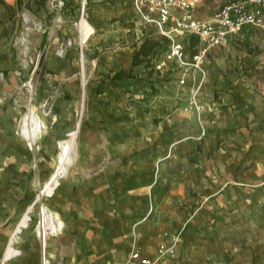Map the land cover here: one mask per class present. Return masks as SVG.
<instances>
[{
    "label": "rangeland",
    "instance_id": "obj_1",
    "mask_svg": "<svg viewBox=\"0 0 264 264\" xmlns=\"http://www.w3.org/2000/svg\"><path fill=\"white\" fill-rule=\"evenodd\" d=\"M59 1L22 0L0 41V264L29 208L6 264H124L128 239L152 264H264V51L215 57L191 109L199 78L172 94L146 61L132 66L159 37L131 0ZM232 1L203 0L198 15ZM31 112L44 126L35 141L22 129ZM78 123L74 160L45 193L57 142ZM43 210L63 223L45 240Z\"/></svg>",
    "mask_w": 264,
    "mask_h": 264
},
{
    "label": "built area",
    "instance_id": "obj_2",
    "mask_svg": "<svg viewBox=\"0 0 264 264\" xmlns=\"http://www.w3.org/2000/svg\"><path fill=\"white\" fill-rule=\"evenodd\" d=\"M203 0H133L135 15L142 24L150 25L167 44L151 61L161 78L174 79L177 87L186 84V76L195 73L199 84L188 107L199 109V94L207 76V64L216 47L237 40L244 32L251 39L264 34V0H234L208 18L198 10ZM64 1H59L62 7ZM194 42V44H193ZM161 253H166L161 248ZM124 264H152L134 246Z\"/></svg>",
    "mask_w": 264,
    "mask_h": 264
},
{
    "label": "bare ground",
    "instance_id": "obj_3",
    "mask_svg": "<svg viewBox=\"0 0 264 264\" xmlns=\"http://www.w3.org/2000/svg\"><path fill=\"white\" fill-rule=\"evenodd\" d=\"M80 25L83 28L82 42H85L93 32V29L88 23V21L83 18L80 22ZM22 122L23 134L30 141H35L42 134L44 126L41 124V119L35 112H31L30 114L25 116ZM78 127L79 123L76 129L69 131L63 139L57 142L59 151L56 159L55 168L52 174L50 175L49 180L45 183V189L43 192L49 194L52 193L54 187L57 185L58 181H60L59 179L64 176H62V173L65 171L66 167L72 163L71 161L77 152L76 149ZM30 211L31 208L27 210V212L23 215V217L20 219V221L14 228L13 233L11 234V237L9 239L7 248L3 254L1 264H6V262L9 261L12 256H14V244L16 243L19 234H21L24 229L28 228V223L30 220ZM51 213L52 212L48 213L45 210L42 211L41 220L37 228L38 235L44 240L48 237V235L58 234L60 231H62L63 228V223L58 218V216ZM50 221L53 222L50 223ZM43 263L47 264V260L45 259Z\"/></svg>",
    "mask_w": 264,
    "mask_h": 264
},
{
    "label": "crops",
    "instance_id": "obj_4",
    "mask_svg": "<svg viewBox=\"0 0 264 264\" xmlns=\"http://www.w3.org/2000/svg\"><path fill=\"white\" fill-rule=\"evenodd\" d=\"M5 1L9 5L16 7L17 0H5ZM132 3H133V0H131V7H133ZM115 4H117V5H113L110 2H108V4H106V7L109 9V11H107L109 18L116 17V15L117 16L121 15V10L117 8L118 3L116 2ZM132 9L134 10V7ZM10 16H11V14H10L9 10L4 6H0V41L2 39H4L6 36L5 35V33H6L5 28H6V24H7V19H9ZM251 35H252L251 32H244L242 34V36H240L239 39L232 40L228 44L214 48L212 51L210 61L207 64L208 73H209V67L214 63L215 57H216V60L218 61V63H220L221 62L220 54L225 53L226 57L228 58L229 55L230 54L232 55L233 51L236 50L237 48L241 47V45H245L249 48L259 49V50L264 51V34H261L260 36L254 37L253 39H251ZM156 76H157L158 84L164 90L171 91L172 94H186V92H184L185 91L184 89L185 88L189 89L188 86H190L191 84L195 85L196 82L198 81V78H199V76L197 74L190 73L186 76V84L183 86L177 87V83L174 79L171 80L168 78H161L159 76V74H156ZM208 80L210 81L209 77H208ZM208 80H206V85L210 83V82H208ZM221 84L223 85V81H221ZM193 91H194V89H193ZM104 198H108V196H105V197L103 196V200H104ZM112 231H113L112 228H109V229L105 228V229L100 231L99 242L101 244H99V245L104 250L106 248H114L115 247V245H113L114 244L113 241L111 240ZM1 246H2V244L0 242V248H1ZM139 247L140 246H138L137 248H139ZM6 248H7V246H6ZM132 248L133 247L131 245V240L128 239L126 241V249H128L127 257L129 255L130 251L132 250ZM147 248L148 247L145 245L142 249L146 250ZM139 250H141V248H139ZM156 250H157V248H156ZM144 254L147 255L149 253L146 252ZM127 257H126V260H127ZM106 263H108V261H106Z\"/></svg>",
    "mask_w": 264,
    "mask_h": 264
},
{
    "label": "trees",
    "instance_id": "obj_5",
    "mask_svg": "<svg viewBox=\"0 0 264 264\" xmlns=\"http://www.w3.org/2000/svg\"><path fill=\"white\" fill-rule=\"evenodd\" d=\"M0 6L6 7L12 16L15 10L20 9V7L22 6V0H17V3H16L17 8L9 5L5 0H0ZM158 37L159 38L147 37L144 39V41L142 42L140 47L135 51L132 57L133 67H136L146 61V65L152 68L151 61L156 57L157 52L160 51L167 44V40L165 38L161 36H158ZM123 75L124 73L122 71H118L114 74L112 80H114V82L118 80H122ZM97 91L99 94L102 92V90L100 89Z\"/></svg>",
    "mask_w": 264,
    "mask_h": 264
},
{
    "label": "water",
    "instance_id": "obj_6",
    "mask_svg": "<svg viewBox=\"0 0 264 264\" xmlns=\"http://www.w3.org/2000/svg\"><path fill=\"white\" fill-rule=\"evenodd\" d=\"M73 160H74V158L72 159L71 162H73ZM68 167H69V166L66 167L65 171L62 173V176L66 174V172H67V170H68Z\"/></svg>",
    "mask_w": 264,
    "mask_h": 264
}]
</instances>
